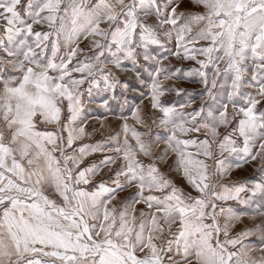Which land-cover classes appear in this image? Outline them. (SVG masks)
Segmentation results:
<instances>
[{
    "label": "snow or ice",
    "instance_id": "1",
    "mask_svg": "<svg viewBox=\"0 0 264 264\" xmlns=\"http://www.w3.org/2000/svg\"><path fill=\"white\" fill-rule=\"evenodd\" d=\"M192 3L204 11H178L177 0H0V264H264V0ZM81 36L91 38V55ZM62 47L67 51L58 57ZM170 58L197 66L184 70ZM196 77L199 104L162 100L187 92L166 81ZM146 93L161 114L152 125L142 115ZM221 93L227 102L211 108ZM121 97V109L146 130L121 112L123 139L117 133L76 145L91 135L86 105L96 100L108 109ZM229 125L221 136L219 128ZM190 133L196 135L182 138ZM169 152L199 195L160 171L156 160L165 162ZM91 154L100 158L80 167ZM252 162L259 179L217 181ZM104 169L106 178L94 182ZM132 185L135 192L117 210L116 194ZM227 201L235 206L225 207ZM141 203L147 211L138 218Z\"/></svg>",
    "mask_w": 264,
    "mask_h": 264
},
{
    "label": "rangeland",
    "instance_id": "2",
    "mask_svg": "<svg viewBox=\"0 0 264 264\" xmlns=\"http://www.w3.org/2000/svg\"><path fill=\"white\" fill-rule=\"evenodd\" d=\"M177 4L178 6V11H186V12H202L204 11L203 8L198 7L196 5H194L192 3V0H177ZM102 27H107V25L102 24ZM36 28L38 30H40L41 26H36ZM199 28V25H194L193 26V31H196ZM43 30H47V27L44 26ZM54 39V38H53ZM91 43V38L88 39H84L83 36H81L80 39V46L81 48H85L87 50L88 55L92 54L93 49H91L89 47ZM201 44H205L207 42L201 41ZM51 45H52V40H50L48 42V48L45 49V53L43 55V57H41L42 60H47L49 58H51ZM174 45H175V40L173 39L168 46L173 48L174 50ZM67 49L62 47L61 51L58 53V57L65 55ZM84 56V53H80L78 55V57L76 59H80L81 57ZM172 60V64L173 65H180L184 70H187L188 68H191L193 66H197L194 65V62L192 61H176L174 58H170ZM57 63L59 62V59H57L56 61ZM73 63H75V60L73 61ZM106 65L107 68L112 69V71H117L110 62L106 61ZM13 70L9 69L8 73H12ZM51 74V73H50ZM118 75L121 76V79H124L126 74L123 73H117ZM148 73L146 72L145 75H147ZM79 75V74H76ZM161 79H163V76H161ZM198 77L194 78V79H179V80H174V81H166L165 83L170 85L172 83H175L177 86L187 89V92H183L181 93L179 96L176 95L175 92H167L165 94V96L162 98V100L165 103H171V104H176L177 106L181 103H184L186 100L188 99H193L195 100L196 104H199V93L201 91L202 86L197 82L198 81ZM88 83L86 82L82 88L87 89L88 88ZM102 87V84H101ZM142 91H145L142 89ZM86 95V99H87V93ZM99 95V93L97 92V90L95 88H93V96H97ZM143 99V118L147 121V123L149 125H152V120L153 117H159L161 114L158 111H154L151 109L150 107V102L149 99L147 98V93L145 95V97L142 98ZM123 98H119L118 101L114 102L111 104V107L108 109L105 108H101L98 107V101L93 100L92 102L88 103L86 105V109H85V116L86 117H91V119H89V123L88 125H86V133H91V135H85V137L80 140V141H76L75 144L76 145H80V144H91V143H95L97 141L102 140L103 138L106 137H110V136H115L117 133L120 134L121 139H123V132L121 129V125H122V121L118 118L121 115V112L123 113L124 116L129 117V125L130 126H134L138 131L140 132H144L146 129L139 124H136L135 121H133L131 119L130 116V112L127 110V108H124L123 110L120 107V104L122 103ZM129 100L131 102V97H129ZM226 99L224 98L223 93H221L217 98L213 99L212 101H210V106L213 109H219L222 105V103H226ZM135 103H140V99H137L135 101ZM231 104H228V109H229V114H231ZM103 125V126H102ZM53 126L51 125H38V130H44L45 128L51 130ZM231 125H229L228 128H225L223 126H221L219 128V133L221 134V136H223L226 132H230L231 131ZM152 130H153V134H155L157 131H159L157 126H152ZM182 135V138H189L192 136H195L196 134H188V135ZM66 136V133H65ZM129 137L131 138V132H129ZM204 138V133L201 132L199 134V139H203ZM233 139L236 140V146L237 147H242L243 143H242V138L237 135H234L232 137ZM131 142L134 144V140H131ZM164 148V144L161 141L153 150L154 153V157H158L161 153V151ZM188 151L195 153L196 152V148L195 147H189ZM218 154V153H217ZM56 155H59V153H56ZM225 157L228 158V161L231 162L234 157L233 156H229L228 153H224ZM100 158L99 154H91L88 155L84 158L83 163L80 165V167H84L86 165H88L91 161L93 160H98ZM140 159L145 163V164H149L152 162V158L149 157H143L141 156ZM177 157L175 153L169 152L167 159L165 162H161L159 159L156 160V164L159 167L160 171L163 172L166 176H168L170 179H172L175 184L182 188L186 193L190 192L193 196L199 195V193H197L196 191H194L190 185H188L187 181L183 178L182 175V169H178L175 161H176ZM207 163L211 166L214 167L215 161H213L212 159H208ZM256 164V167L259 166L258 162H252L249 164H245L240 168H236V167H232L228 174L225 175L223 178L217 177V181L218 182H222L225 184H232L233 182H246L248 180H250L251 178L255 177L257 179H259L260 177V173L258 171H256V168H254L252 166V164ZM169 165H172V169H169ZM105 173H107V169H104L103 172H101L99 175H97L94 178V182L95 181H99L101 178H106ZM110 175V174H108ZM135 185L126 187L123 191H120L116 194V200L113 201L114 205L116 206L117 210L120 209V207L122 206V203L124 202L126 197L131 196L134 192H135ZM49 192L51 191V189L48 190ZM261 201L259 200V198L257 199V205L254 206H258L259 203ZM224 204L225 207L232 205L235 206V202L233 201H227V202H222ZM136 207V215L139 218V211L140 209H145V211H147L146 206L144 204H137L135 205ZM221 221H223V217H221ZM260 220L259 218L255 221L252 220H248V219H244L242 222H238L235 224L234 227V231H240L241 229H243L246 225L247 226H252L255 223H259ZM177 228H179V222L177 221V223L172 225V230H176ZM164 239H168V232L167 230L164 232ZM252 240H255V237L251 238ZM159 243V242H158Z\"/></svg>",
    "mask_w": 264,
    "mask_h": 264
}]
</instances>
